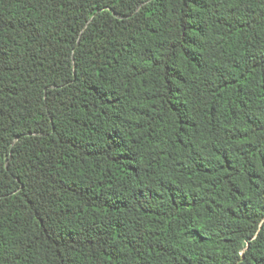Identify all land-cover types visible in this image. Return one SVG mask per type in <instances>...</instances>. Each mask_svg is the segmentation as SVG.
I'll use <instances>...</instances> for the list:
<instances>
[{"label":"trees","instance_id":"16d2710c","mask_svg":"<svg viewBox=\"0 0 264 264\" xmlns=\"http://www.w3.org/2000/svg\"><path fill=\"white\" fill-rule=\"evenodd\" d=\"M0 264H264V0H0Z\"/></svg>","mask_w":264,"mask_h":264}]
</instances>
